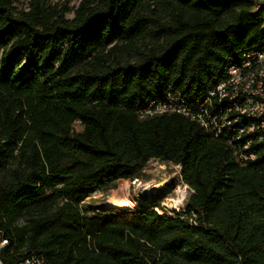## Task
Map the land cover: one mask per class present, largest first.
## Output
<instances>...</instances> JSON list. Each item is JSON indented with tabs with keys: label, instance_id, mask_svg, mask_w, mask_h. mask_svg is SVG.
Wrapping results in <instances>:
<instances>
[{
	"label": "trees",
	"instance_id": "trees-1",
	"mask_svg": "<svg viewBox=\"0 0 264 264\" xmlns=\"http://www.w3.org/2000/svg\"><path fill=\"white\" fill-rule=\"evenodd\" d=\"M0 0V239L5 264H264V153L232 150L176 114L136 112L168 88L201 97L227 62L264 52V3ZM179 166L172 216L86 199Z\"/></svg>",
	"mask_w": 264,
	"mask_h": 264
},
{
	"label": "built area",
	"instance_id": "built-area-1",
	"mask_svg": "<svg viewBox=\"0 0 264 264\" xmlns=\"http://www.w3.org/2000/svg\"><path fill=\"white\" fill-rule=\"evenodd\" d=\"M252 1L256 8L264 3ZM170 114L183 116L222 140L239 165L255 161L264 153V52L251 50L236 62H227L222 77L201 97H186L168 88L163 98L148 101L136 112L139 120ZM152 209L160 215H173L159 205ZM6 245L7 240L1 238L0 264H5L1 253ZM19 264L48 263L43 256L31 255Z\"/></svg>",
	"mask_w": 264,
	"mask_h": 264
},
{
	"label": "rangeland",
	"instance_id": "rangeland-1",
	"mask_svg": "<svg viewBox=\"0 0 264 264\" xmlns=\"http://www.w3.org/2000/svg\"><path fill=\"white\" fill-rule=\"evenodd\" d=\"M30 0H17L13 7L15 13L27 11ZM80 0H48V4L62 9L67 8L65 18L71 20L74 11L77 9ZM190 194L188 187L183 184L179 168L172 164H165L158 161H150L144 169L143 179H134L130 182L119 181L116 187L108 192H95L86 199V204L93 207L113 206L112 202L118 199L127 198L133 205L152 204L159 202V207L167 214L180 211L184 208L186 200Z\"/></svg>",
	"mask_w": 264,
	"mask_h": 264
},
{
	"label": "bare ground",
	"instance_id": "bare-ground-1",
	"mask_svg": "<svg viewBox=\"0 0 264 264\" xmlns=\"http://www.w3.org/2000/svg\"><path fill=\"white\" fill-rule=\"evenodd\" d=\"M112 205L117 207H127L133 205V203L129 199L123 198L113 201Z\"/></svg>",
	"mask_w": 264,
	"mask_h": 264
}]
</instances>
